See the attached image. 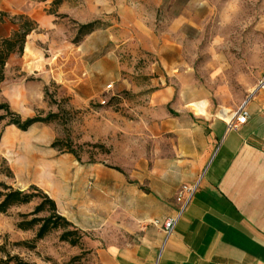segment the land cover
Here are the masks:
<instances>
[{
	"label": "rangeland",
	"instance_id": "obj_1",
	"mask_svg": "<svg viewBox=\"0 0 264 264\" xmlns=\"http://www.w3.org/2000/svg\"><path fill=\"white\" fill-rule=\"evenodd\" d=\"M29 1L40 12L23 15L27 26H34L25 36L29 48L6 61L0 101L22 119L57 116L26 130L6 125L7 119L0 122V182L21 190L37 186L77 223L86 213L94 226L96 207L101 210L115 186L112 175H126L125 148L112 153L101 139L123 138V129L142 112V96L150 89L181 80L186 93L216 109L240 103L264 78V0ZM19 16L17 24L24 22ZM91 21L97 22L96 28L79 35V25ZM121 26L128 51H147L145 46L157 42L166 51L167 65L140 52L118 51L123 63L119 80L111 83L95 68L89 70L98 54L92 50ZM81 43L84 54L77 50ZM96 85H103L104 91L80 98ZM33 205L0 213V245L6 251L30 264H98L84 240L74 246L61 241V229L35 241L33 248L26 246L33 242L35 229L19 230L15 222L18 213ZM87 232L78 229L80 239Z\"/></svg>",
	"mask_w": 264,
	"mask_h": 264
},
{
	"label": "crops",
	"instance_id": "obj_2",
	"mask_svg": "<svg viewBox=\"0 0 264 264\" xmlns=\"http://www.w3.org/2000/svg\"><path fill=\"white\" fill-rule=\"evenodd\" d=\"M29 2L0 0V37L17 29L18 15L39 14ZM124 30H113L109 41L92 50L98 54L89 70L111 83L119 80L118 51L140 52L167 65L157 42L145 46L147 51H128ZM83 46L77 47L82 54ZM185 88L181 80L153 87L142 96V112L123 129V138L101 139L112 153L125 148L126 175H112L115 186L101 210L96 207L94 226L86 213L78 223L61 213L47 192L58 213L88 231L80 242L93 248L98 264H264V87L250 90L235 105L208 104L205 115L189 111L188 103L198 98ZM103 91L96 85L79 96L91 99ZM239 107L246 111L245 122L228 127ZM223 108L229 109L228 118L220 114ZM192 185L195 191L164 241L161 223L179 208L183 187Z\"/></svg>",
	"mask_w": 264,
	"mask_h": 264
},
{
	"label": "trees",
	"instance_id": "obj_3",
	"mask_svg": "<svg viewBox=\"0 0 264 264\" xmlns=\"http://www.w3.org/2000/svg\"><path fill=\"white\" fill-rule=\"evenodd\" d=\"M61 0H53L54 4H59ZM24 22L18 24V28L13 31L9 37H0V83L4 80V67L9 56L14 53H22L25 42V36L34 29V26H27L29 20L20 15ZM96 21L82 23L79 25V35H86L96 28ZM0 122L7 119L6 125H14L21 130H26L36 122H47L57 116V113H48L46 116H32L22 119L13 112L7 102L0 101ZM55 145V143H54ZM73 152V151H70ZM122 171L120 168L113 166ZM8 174L11 175L10 169ZM36 202L32 210L25 213H18L15 227L19 230H33L35 235L33 242L27 243L29 248L35 246V241L42 239L52 230L61 229L59 239L66 241L70 245H77L80 242L78 230L66 217L58 213L55 201L35 185H29L26 190L13 188L4 182H0V213H7L10 208L25 205L30 202ZM15 245L24 243L15 242ZM0 264H30L21 261L17 255H11L0 245ZM74 258V257H73Z\"/></svg>",
	"mask_w": 264,
	"mask_h": 264
},
{
	"label": "built area",
	"instance_id": "obj_4",
	"mask_svg": "<svg viewBox=\"0 0 264 264\" xmlns=\"http://www.w3.org/2000/svg\"><path fill=\"white\" fill-rule=\"evenodd\" d=\"M260 87H264V78L261 79L258 82V85H257L256 88H260ZM107 88H111V84H108ZM100 102L101 103H105V99H101ZM235 113L237 115H236L235 119H231V120L228 121V123H227L228 127H235L238 124H242V123L245 122L246 111L243 109V107H239V109ZM195 188H196V185H192L190 187L184 186L183 189L186 192V196L185 197H182L183 190H181L179 192L178 199L181 201V204H180L179 208L176 210V212L173 215L167 217L161 223L162 231H163V234H164V241L168 238V236L173 231L177 220L179 219L182 211L184 210L185 206L187 205L190 197L194 193Z\"/></svg>",
	"mask_w": 264,
	"mask_h": 264
},
{
	"label": "bare ground",
	"instance_id": "obj_5",
	"mask_svg": "<svg viewBox=\"0 0 264 264\" xmlns=\"http://www.w3.org/2000/svg\"><path fill=\"white\" fill-rule=\"evenodd\" d=\"M28 48H29V45L27 44L25 49L28 50ZM207 105L208 103L204 99H201V100H193L189 102L187 106L191 110H193L194 113L199 114V115H205L207 111ZM228 111H229L228 108H223L220 114L228 118V116L226 115Z\"/></svg>",
	"mask_w": 264,
	"mask_h": 264
}]
</instances>
